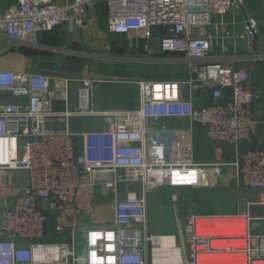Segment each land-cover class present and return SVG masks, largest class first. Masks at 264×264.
Returning <instances> with one entry per match:
<instances>
[{"label":"built area","instance_id":"1","mask_svg":"<svg viewBox=\"0 0 264 264\" xmlns=\"http://www.w3.org/2000/svg\"><path fill=\"white\" fill-rule=\"evenodd\" d=\"M100 2L102 38L124 36L150 58L157 28L159 52L178 56L166 62L183 63L187 76L141 79L137 108L100 110L92 77L8 63L13 48H42L41 35L58 27L76 36ZM236 8V0H0V264H151V192L225 186L257 199L231 214L189 213L171 248L181 264H264L260 218L250 211L264 206V106L254 113L249 70L214 55L207 32L228 38L215 17ZM248 24L235 36L242 50L257 34L256 22ZM196 127L212 146L210 160L195 157Z\"/></svg>","mask_w":264,"mask_h":264},{"label":"crops","instance_id":"2","mask_svg":"<svg viewBox=\"0 0 264 264\" xmlns=\"http://www.w3.org/2000/svg\"><path fill=\"white\" fill-rule=\"evenodd\" d=\"M13 2L14 0H4V6H9L13 4ZM242 3L247 17L252 18L256 22V47L258 49V53L262 55V59L258 61L252 60L256 53L252 48L251 35L248 36L249 45L244 50L241 48L242 42L237 40L235 37L241 33L245 20L244 14L239 8H236L232 12L223 15L221 18L215 17L216 22L223 21L226 24L225 27L229 35L228 38L221 40L218 37V32H216L214 29H208L207 32L212 36V53L214 55L235 57L236 67H243L249 70L252 87L255 91V100L252 104V110L254 113H257L264 106V0H242ZM89 15L90 19L87 21L84 28L78 30L76 36L69 34L65 28L58 27L52 30V32L47 33V36H41L39 42L43 46L42 48L44 50L52 51V54L48 56L49 60H52L53 62L57 61L63 64L61 66L62 73L59 74L68 75L73 78L92 77L95 80L92 90V103L94 107L100 110L134 109L139 106V88L137 84L139 80H169L175 77L183 78L187 76L186 67L183 63L166 62L169 60V58H174L177 60L179 59L178 56H165L159 52L158 42L155 38L158 32L157 28H154L152 31L154 37L151 41L152 55L150 58L148 57L147 53H143L141 50L137 51L136 49L129 48L127 44H124L123 46L124 49L122 53L127 51V55L131 56V58L127 59L135 60L132 65L136 66L134 69H138L136 71L133 70L135 74L137 73V75L129 77L127 74H123L122 72L125 69L122 66L120 68V66L116 64L117 60L109 61L114 64L113 71L116 73H108V75H106L104 73L101 74L98 70H96L92 74H85L86 71H83V67L81 65L79 66L78 62H80L84 57L92 58L93 56H96L94 55L96 50L93 43L94 39H97L99 43L102 41L105 44L109 43V36L104 38L101 36V34H105L106 29L105 24L102 27L98 20L101 18L100 11L95 7L90 11ZM56 37H58L57 41L55 39ZM122 37L124 38V36ZM42 38L45 41L44 43H42ZM141 42L143 43V41ZM103 48L107 49L109 47L103 46ZM223 48L226 51L223 50ZM120 52L118 55L121 54ZM97 56L102 57L100 55ZM152 59H163V61H154ZM37 67L39 70H42L50 75H55V73L49 70L47 66L45 67V65H40L41 68L39 66ZM58 69L59 68H57V70ZM162 71L167 72L166 74L168 75H164L166 77H163L161 74L164 72ZM54 105L56 108L61 107L60 103H55ZM74 124L78 125V123ZM258 136L264 140V129L261 127L258 128ZM173 235L176 236L177 239V235L174 233L168 235H159L160 237H158L157 241L160 246L158 248L162 247V243L159 241L160 238H173L172 242L174 244ZM262 245L264 246V243H262ZM168 246L171 247L172 245ZM172 251L175 250H171L168 247L164 253L167 252L170 254ZM175 253L177 254L176 251Z\"/></svg>","mask_w":264,"mask_h":264},{"label":"rangeland","instance_id":"3","mask_svg":"<svg viewBox=\"0 0 264 264\" xmlns=\"http://www.w3.org/2000/svg\"><path fill=\"white\" fill-rule=\"evenodd\" d=\"M98 20L103 27V25L105 24V19L100 18ZM108 39H109L108 44H105L103 41L99 43L97 39H94L93 43L96 48L94 55L96 56H93L92 58L84 57L80 62H78V65L79 66L81 65L83 67V71H86L85 74L87 75L92 74L96 70H98L99 73L101 74L104 73L106 75H108V73H114L115 72L113 71L114 64L109 61L117 60L116 64H118L120 68L122 66L125 69L122 72L123 74L125 73L129 77L133 75H137V73L135 74L134 71L138 69H134L136 68V66L132 65L135 60L127 59V58H131V56L127 55L128 54L127 51H124L122 53L124 49L123 46L124 44H126L125 39L122 36H115V35H110ZM103 46L109 48L104 49ZM24 47L31 49L33 52L28 55H25L20 52L19 49L20 47H18V49L16 48V50L15 48H13L11 54L8 56L9 64H12L18 68H33V69H38L37 66L40 67V65H45V67L47 66V68L52 72H54L55 75L62 73L61 66L63 64L57 62L56 60H55L56 62H53L48 58V56L52 54V51L44 50L41 47H37V48L31 46H24ZM119 52L121 54L118 55ZM97 55H100L102 57H99ZM172 59L174 58H169V60ZM42 61H46V62H42ZM57 68L59 69L57 70ZM126 69L129 70L130 72L127 71ZM166 73L167 72H164L161 75L163 77H166L164 76V75H168ZM196 143L199 144L198 138H196ZM195 157L197 159L210 160L212 157L211 149L206 148L199 150V148H197ZM255 199H257V195L255 192L247 191L244 188H240L236 186H225L214 189L159 188L151 192L150 197L148 199V214L150 221L149 227L152 233L158 236L168 235L172 233L178 235L177 234L178 226L184 224L185 217L189 213L198 214V215L231 214L241 210L247 201H251ZM250 211L252 216H254L255 218H260L254 221L255 223L254 233L258 235H264V206H252L250 208ZM108 216L109 214L107 213L104 215V217H108ZM154 249L155 247L153 248V251H151L150 253L151 264H154L155 262V254L153 256ZM163 254L159 256L161 257L160 259H162V257L166 259L168 253L166 252ZM158 261L160 262V260Z\"/></svg>","mask_w":264,"mask_h":264},{"label":"trees","instance_id":"4","mask_svg":"<svg viewBox=\"0 0 264 264\" xmlns=\"http://www.w3.org/2000/svg\"><path fill=\"white\" fill-rule=\"evenodd\" d=\"M96 8H98L99 9V11H100V14L102 15H100L101 16V18L102 19H105V22H106V13H105V4L104 3H102V2H100V3H98L96 6H95ZM105 29H106V24H105ZM50 32H52V31H50ZM49 33V32H48ZM41 36H47V33H44L43 35H41ZM56 39V41H57V39H58V37H56L55 38ZM45 41L43 40V38H42V43H44ZM18 49V48H17ZM20 52L21 53H23V54H25V55H28V54H30V53H32L33 51L31 50V49H29V48H27V47H24V46H21L20 48ZM16 50V49H15ZM172 55H174V54H172ZM15 61V60H14ZM201 136H202V139H201ZM196 138H198V141H199V144L198 143H196ZM194 139H195V144H197V148H199V150H202V149H208V148H212V146H211V144H209L204 138H203V134H202V132H201V129L199 128V127H196L195 128V131H194ZM232 147L231 146H228V145H225V146H223V152H224V154H223V158L224 159H230L231 158V154H232ZM47 230H51V223H49L48 224V226H47Z\"/></svg>","mask_w":264,"mask_h":264},{"label":"bare ground","instance_id":"5","mask_svg":"<svg viewBox=\"0 0 264 264\" xmlns=\"http://www.w3.org/2000/svg\"><path fill=\"white\" fill-rule=\"evenodd\" d=\"M156 88H159V86H157ZM214 222H215L214 223L215 225H221V224L225 225L227 223V222H218V221H214ZM158 237H160V236L156 235V237H155V242H156L157 245H156V247H155L156 249L154 250V253H153V256L155 254V262H154V264H181L180 263L181 262V257L178 254L176 249H173V250H175L177 252L179 257L177 256L175 251H172V253H170V254H168L166 256V259L164 257H162V259H160L161 257H159V256L162 255L164 253V251H166L168 249V247H169V249L172 250L171 247L174 246V244L172 242L173 238H169V237L160 238L159 241L162 243V247L158 248L160 246L158 241H157ZM173 237H174V235H173ZM174 243H175V241H174ZM168 245H172V246L170 247ZM158 260H160V262Z\"/></svg>","mask_w":264,"mask_h":264},{"label":"water","instance_id":"6","mask_svg":"<svg viewBox=\"0 0 264 264\" xmlns=\"http://www.w3.org/2000/svg\"><path fill=\"white\" fill-rule=\"evenodd\" d=\"M236 3H237V6L238 8L243 12L244 14V17H245V21H246V24L249 26L248 24V17L244 11V8L243 6L239 3V0H236ZM90 19V15L88 14V16L86 17L83 25H85L87 23V21ZM81 36V34H80ZM251 39H252V48H253V51L256 53V54H259L258 53V49L256 47V41H257V35L255 32H252L251 31ZM86 49L88 50V48L86 47ZM223 93L226 95V96H232V88L231 87H225L223 88Z\"/></svg>","mask_w":264,"mask_h":264}]
</instances>
